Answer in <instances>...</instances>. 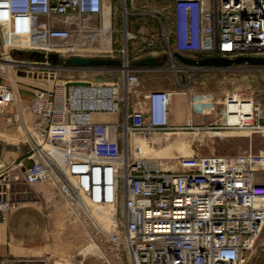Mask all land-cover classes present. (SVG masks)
Segmentation results:
<instances>
[{"label":"built area","instance_id":"1","mask_svg":"<svg viewBox=\"0 0 264 264\" xmlns=\"http://www.w3.org/2000/svg\"><path fill=\"white\" fill-rule=\"evenodd\" d=\"M172 9L173 29L162 26L161 36L175 56L264 57V0H173ZM127 14L124 7V23ZM104 18V0H0L4 45L42 53L47 61L50 54L86 50ZM124 35L126 41L135 37L126 29ZM123 61L121 83L62 85L54 73L48 75L51 88L33 90V148L15 181L51 182L87 221L89 211L78 201L105 206L120 201L122 212L112 216L110 231L95 228L127 253L130 264H246L264 229V152L197 155L178 170L131 156L130 135L177 128L170 121L172 92L143 91L128 57ZM232 97L222 116L226 129L233 127L227 114H240L229 112ZM16 99L0 83V111ZM245 116L243 127L264 131L263 124L254 123V110ZM13 189L9 181L0 185L4 209L11 204L2 197Z\"/></svg>","mask_w":264,"mask_h":264},{"label":"rangeland","instance_id":"2","mask_svg":"<svg viewBox=\"0 0 264 264\" xmlns=\"http://www.w3.org/2000/svg\"><path fill=\"white\" fill-rule=\"evenodd\" d=\"M156 1L160 3V9L156 11L141 8L131 13L127 7L129 14L124 25H128L134 38L126 41L122 39V32H113L109 47L101 48L100 40L92 39L91 34L86 50L80 47L78 54L60 56V63L28 56L35 51L5 46L0 33V83L11 85L21 93L19 97L13 90L17 99L0 111V155L4 153L7 157L8 162L4 166L9 165L4 170L8 172L0 175V185L7 181L11 184L23 181H15L22 175L19 164L23 160L25 164L29 163L26 156L33 148L34 138L31 89L51 88L52 78L48 75L53 76L54 73L62 85L90 81L121 83L114 66L81 67L65 63L75 55L101 59L126 56L130 61L143 57L165 58L155 65V70L136 69V74L142 86L172 92L169 112L172 114L171 123L177 129L170 133L130 135L131 156H146L163 169L178 170L181 163L197 155L218 153L248 157L250 153L256 156L264 152V131L256 132L252 128L229 130L222 120L226 99L233 96L229 112L242 109L252 113L254 110V123L264 125V65L232 64L215 71L207 70V67L190 68L174 55L172 46L161 36L162 26L169 32L173 29V0ZM88 40L82 38L80 41L85 43ZM111 117L107 118L111 120ZM227 118L230 123L229 119L234 121L235 115L227 114ZM126 144L125 140L120 145L126 147ZM24 186L21 190L15 187L6 192L2 199L11 206L4 209L0 203V209L9 210L19 196L27 192L31 195L39 193L46 200V213L54 222L52 243L58 250L57 264H79L81 261L88 264H130L127 253L120 247L116 249L108 242L107 234L103 237L95 228V223H98L106 232L110 231L112 216L122 212L120 201L111 206L95 204L91 209L88 207L91 218L87 221L77 217L78 213L51 182L37 184L35 190L30 188L34 185L24 183ZM246 264H264V229Z\"/></svg>","mask_w":264,"mask_h":264},{"label":"crops","instance_id":"3","mask_svg":"<svg viewBox=\"0 0 264 264\" xmlns=\"http://www.w3.org/2000/svg\"><path fill=\"white\" fill-rule=\"evenodd\" d=\"M160 3L156 0H104V11L107 6L106 24L111 27L114 32H122V39L125 38L124 30L129 32L128 25H124L123 8H130L131 13L136 10L160 9ZM128 10V9H127ZM105 16V15H104ZM104 25V21H103ZM132 25V23H131ZM133 30V29H131ZM125 40V39H123ZM191 59H196L189 56ZM146 58V57H143ZM139 58L130 61L133 69H145L147 71L155 70V66H139L135 62L143 59ZM158 61L165 58L155 57ZM120 66H114L121 77V82L124 80L125 70L123 67V59ZM201 59V58H200ZM190 65V68H200L202 66ZM207 70H218L217 67H207ZM222 69V68H221ZM11 89V85H7ZM14 90L18 96H21L20 90ZM143 91L150 90L143 86ZM30 97L33 96V90L29 91ZM171 119V114H170ZM264 122V121H263ZM4 149H1L3 152ZM4 153L0 155V175L8 171H4L8 166H4L8 162ZM22 170V169H21ZM16 189H23L24 182L18 180L14 183ZM37 189L36 186L30 187ZM46 200H43L39 193L31 195L30 192L23 196H19L13 206L9 210L0 209V264H57L58 250L52 243V228L54 222L52 217L46 213ZM53 224V225H52ZM69 264H73L72 262Z\"/></svg>","mask_w":264,"mask_h":264},{"label":"water","instance_id":"4","mask_svg":"<svg viewBox=\"0 0 264 264\" xmlns=\"http://www.w3.org/2000/svg\"><path fill=\"white\" fill-rule=\"evenodd\" d=\"M28 56H37L40 60H44L45 56L42 53L32 52ZM180 60L187 64L198 65L202 67H228L232 64L248 63L252 65H264V57H239L234 60L221 58V57H204L201 59H191L183 56H177ZM48 60L53 63H60V59L56 54H50ZM66 64L73 66H120L121 60L118 59H101V58H88L73 56L65 61ZM139 66H155L159 64L158 59L155 57H146L135 62Z\"/></svg>","mask_w":264,"mask_h":264},{"label":"bare ground","instance_id":"5","mask_svg":"<svg viewBox=\"0 0 264 264\" xmlns=\"http://www.w3.org/2000/svg\"><path fill=\"white\" fill-rule=\"evenodd\" d=\"M104 25H103V27H102V29H100L99 31H97V32H95V33H92V39H99L100 40V47L101 48H108L109 47V39H111V35H112V29H111V27L109 26V25H107L106 24V22H105V20H106V18H107V16H108V14H107V10H106V8H105V11H104ZM22 38V40H23V44L24 43H27L28 42V38L27 37H21ZM97 42V41H96ZM79 57H82V56H79ZM239 109H237V112H239L240 114H234L235 115V120L233 121V120H231V119H229L231 122L229 123V124H233V128H231V129H229V130H232V129H242V128H250V126H248V127H243L244 126V122H245V119H246V116L245 115H250L251 113H249V112H246L245 110H242V109H240L239 111H238ZM171 111V110H170ZM232 113V112H231ZM236 113V112H235ZM170 114H171V112H170ZM94 116H96V117H99V119L100 120H103V119H108L107 117H105V115H103V116H101V115H94ZM93 116V117H94ZM171 116H172V114H171ZM113 117V116H112ZM236 117H238V119L236 118ZM113 120L115 119L114 117L112 118ZM111 119V120H112ZM170 121H172L173 122V120L172 119H170ZM175 123V122H174ZM238 125V126H237ZM235 126V127H234ZM30 138H31V136L30 135H28ZM162 165V164H161ZM78 204H79V206H80V208H82L84 211H86V213L89 211V209H88V207L90 208L92 205L91 204H86L85 205V203H83L82 201H78ZM85 205V206H84ZM81 209V210H82ZM91 209V208H90ZM90 214V213H89ZM91 215V214H90ZM90 218H91V216H90ZM96 225H97V228H101L99 225H98V223H95ZM103 229V228H102ZM104 233H106V231H104Z\"/></svg>","mask_w":264,"mask_h":264}]
</instances>
